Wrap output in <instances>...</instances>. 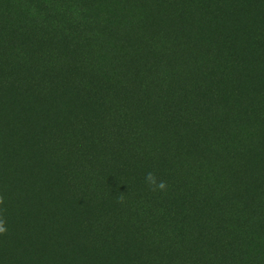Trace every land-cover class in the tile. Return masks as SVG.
<instances>
[{
	"label": "trees",
	"instance_id": "trees-1",
	"mask_svg": "<svg viewBox=\"0 0 264 264\" xmlns=\"http://www.w3.org/2000/svg\"><path fill=\"white\" fill-rule=\"evenodd\" d=\"M261 127L264 0H0V264H264Z\"/></svg>",
	"mask_w": 264,
	"mask_h": 264
},
{
	"label": "clouds",
	"instance_id": "clouds-1",
	"mask_svg": "<svg viewBox=\"0 0 264 264\" xmlns=\"http://www.w3.org/2000/svg\"><path fill=\"white\" fill-rule=\"evenodd\" d=\"M145 183L149 187V190L154 192H166L168 184L165 180L159 179L156 173L148 172L144 177ZM123 193L120 194L121 202L123 200ZM6 197L0 193V235H6L8 232L6 212Z\"/></svg>",
	"mask_w": 264,
	"mask_h": 264
},
{
	"label": "rangeland",
	"instance_id": "rangeland-1",
	"mask_svg": "<svg viewBox=\"0 0 264 264\" xmlns=\"http://www.w3.org/2000/svg\"><path fill=\"white\" fill-rule=\"evenodd\" d=\"M257 133L263 132L264 134V127L258 128ZM263 142L261 141H252L250 148L251 150L247 151L251 153V156L248 157L246 160H251L253 163L258 165L257 174L264 173V149L261 148ZM246 150V148L244 149Z\"/></svg>",
	"mask_w": 264,
	"mask_h": 264
}]
</instances>
